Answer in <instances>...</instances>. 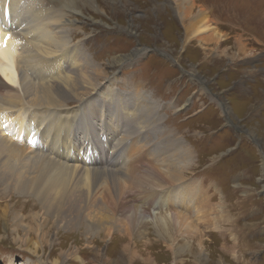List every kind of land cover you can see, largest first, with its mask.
I'll use <instances>...</instances> for the list:
<instances>
[{
	"label": "rangeland",
	"instance_id": "374dc122",
	"mask_svg": "<svg viewBox=\"0 0 264 264\" xmlns=\"http://www.w3.org/2000/svg\"><path fill=\"white\" fill-rule=\"evenodd\" d=\"M66 1L43 3L63 10ZM72 1L81 13L69 14L65 39L86 51L105 78L119 81L115 89L126 94L138 90L157 103L162 131L151 128L153 145L167 156L168 142L178 138L189 149L184 181L197 183L200 192L188 194L196 205L202 194L207 203L199 221L190 220L197 234L184 235L182 229L160 240L147 225L128 246L118 232L98 239L86 236L82 227L49 220L45 229L53 240L37 249L33 234L25 238L23 226L18 225L17 234L13 224L30 223L40 210L38 201L3 191L0 183V264H60L61 252L71 253L61 264H264V0H189L192 15L201 11L222 33L217 44L190 39L202 17L185 20L179 0ZM240 37L243 45L236 43ZM106 81L101 80L104 87ZM89 110L83 119L78 112L75 120L79 137L85 134L84 120L89 126L98 123ZM168 152L172 158L170 147ZM138 194L131 189L123 196L130 209L162 212L156 204L161 198L148 204ZM17 237L28 245L16 242ZM123 245L138 252V258L131 250L122 252Z\"/></svg>",
	"mask_w": 264,
	"mask_h": 264
},
{
	"label": "bare ground",
	"instance_id": "6f19581e",
	"mask_svg": "<svg viewBox=\"0 0 264 264\" xmlns=\"http://www.w3.org/2000/svg\"><path fill=\"white\" fill-rule=\"evenodd\" d=\"M179 1L185 20H197L203 14L192 15L189 0ZM75 4L63 2L64 13L46 8L43 0H0V183L3 191L32 196L40 206L30 223L15 221L13 231L18 234V225H22L29 235L25 238L33 234L37 249L53 240L45 229L49 220L56 226L82 227L86 236L98 239L118 232L129 240L128 246L143 235L147 225L159 239L165 236L164 240L182 229L184 235L191 230L197 234L190 220L199 221L207 202L202 194L196 205L193 198L199 186L184 181L189 149L177 138L165 150L170 147L172 158L168 151L167 156L160 153L151 130L160 128L162 120L157 103L138 90L121 93L115 89L119 81L105 78L106 73L92 63L86 51L70 46L65 39L72 23L69 14L81 13ZM195 29L190 39L216 44L223 40L205 17ZM8 35L11 38L4 46ZM236 40L243 45L241 37ZM102 79L107 80L105 87ZM87 110L98 123L89 126L84 120L85 134L79 137L74 123L78 112L83 119ZM105 135L107 142L98 143ZM131 189L148 204L161 198L156 204L162 212L146 215L137 207L130 209L123 196ZM189 190L195 196H189ZM171 206L180 212H172ZM26 240L17 237L16 242L26 247ZM127 245L122 252L131 250ZM130 252L134 258L138 255L133 249ZM70 255L61 252L59 263Z\"/></svg>",
	"mask_w": 264,
	"mask_h": 264
},
{
	"label": "snow or ice",
	"instance_id": "6c2138e0",
	"mask_svg": "<svg viewBox=\"0 0 264 264\" xmlns=\"http://www.w3.org/2000/svg\"><path fill=\"white\" fill-rule=\"evenodd\" d=\"M10 38H11L10 35L4 37V41H3L4 46H6V42Z\"/></svg>",
	"mask_w": 264,
	"mask_h": 264
}]
</instances>
